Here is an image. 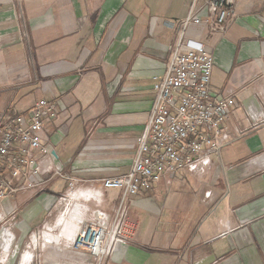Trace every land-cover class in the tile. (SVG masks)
<instances>
[{
  "label": "crops",
  "instance_id": "0c3cea01",
  "mask_svg": "<svg viewBox=\"0 0 264 264\" xmlns=\"http://www.w3.org/2000/svg\"><path fill=\"white\" fill-rule=\"evenodd\" d=\"M193 2L0 0V122L54 100L60 117L42 140L77 187L127 174L154 107L153 77L165 74ZM235 14L226 34L190 31L214 59V91L236 90L221 156L205 174L183 172L135 197L133 237L107 264H264V0H237ZM199 15L207 18L205 7ZM68 187L57 179L0 204V220L16 211L18 244L36 234L34 245L64 250L75 239L86 190L72 193L37 234ZM62 257L49 264L69 260Z\"/></svg>",
  "mask_w": 264,
  "mask_h": 264
},
{
  "label": "built area",
  "instance_id": "2783aa9c",
  "mask_svg": "<svg viewBox=\"0 0 264 264\" xmlns=\"http://www.w3.org/2000/svg\"><path fill=\"white\" fill-rule=\"evenodd\" d=\"M236 2L194 0L176 42L169 47L165 74L153 77L155 103L137 140L131 170L82 189L90 194L92 207H87L77 236L67 242L63 253L79 256L84 264H107L133 237L129 212L135 197L162 182L170 185L183 172L205 174L221 156L229 138L227 122L236 105V90L214 91V59L198 36L190 38V31L204 28L226 34L236 18ZM202 7L206 19L199 15ZM59 117L56 101L40 99L28 114H15L0 122V204L18 192H42L57 179L68 181L71 192L77 187L42 140L46 125ZM108 190L121 191L112 212L103 209ZM65 200L63 197L60 203ZM15 213L4 214L0 220V264L8 260L16 243L11 232ZM68 259L59 264H78Z\"/></svg>",
  "mask_w": 264,
  "mask_h": 264
},
{
  "label": "rangeland",
  "instance_id": "374dc122",
  "mask_svg": "<svg viewBox=\"0 0 264 264\" xmlns=\"http://www.w3.org/2000/svg\"><path fill=\"white\" fill-rule=\"evenodd\" d=\"M83 188L84 187H75V189L72 192L69 191V189H68L67 192L65 193L64 197L66 199H68L72 193L79 192ZM120 193H121L120 190H108L106 192V201H105V203L103 205V208L105 210H108V209H110L111 206L117 204V198L116 197ZM81 202L83 204L86 203L88 206L92 207V204H90L88 202H85L83 200H81ZM64 204H65L64 201H62L60 203V205L56 208V210L53 213V215L49 218V220L46 223V225L43 226L40 229V231L37 233L38 236H39L38 237L39 240H40L41 237H43L45 231L48 230V227L51 226V225H53L55 223V221L57 220L60 212L62 211V209L64 207ZM35 235L31 234L29 236V238L23 244H18L16 242L13 245V247H12L10 253H9L10 256H9L8 260H4V262H5L4 264H19V263H21V261L23 260V255L25 254L26 251H28V252L32 251L34 253L33 254L34 255L33 256V262L32 261L31 262L29 261V262H27L28 264H49L50 263V260L57 259V258H60L62 256H64V258L65 257H68L70 259H75V261L78 264H84V261H82L79 256H76L73 253H68L67 251H65L64 253H61V251H63V249H61L58 246H56V247L53 248L51 246L50 247L49 246H46L45 243H42V244L39 243L38 245H34V243H33V237ZM64 261H67V259H64Z\"/></svg>",
  "mask_w": 264,
  "mask_h": 264
}]
</instances>
